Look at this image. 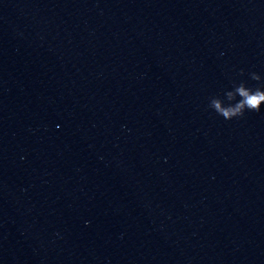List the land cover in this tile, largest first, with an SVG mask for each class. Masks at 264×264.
Masks as SVG:
<instances>
[{"label": "water", "instance_id": "95a60500", "mask_svg": "<svg viewBox=\"0 0 264 264\" xmlns=\"http://www.w3.org/2000/svg\"><path fill=\"white\" fill-rule=\"evenodd\" d=\"M241 82L264 0H0V264H264Z\"/></svg>", "mask_w": 264, "mask_h": 264}, {"label": "clouds", "instance_id": "9594fccd", "mask_svg": "<svg viewBox=\"0 0 264 264\" xmlns=\"http://www.w3.org/2000/svg\"><path fill=\"white\" fill-rule=\"evenodd\" d=\"M243 75V72L241 73ZM251 79L257 82L261 77L255 73L251 74ZM228 105L219 98H212L209 107L226 121L236 118H242L245 111L259 112L264 105V85L255 89L248 88L245 83L241 82L234 86V90L225 93ZM239 97V100H237Z\"/></svg>", "mask_w": 264, "mask_h": 264}]
</instances>
